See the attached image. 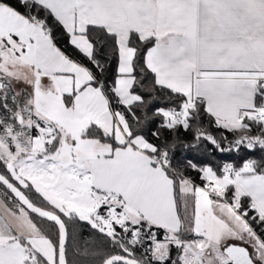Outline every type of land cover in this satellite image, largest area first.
<instances>
[{"label": "snow or ice", "instance_id": "snow-or-ice-1", "mask_svg": "<svg viewBox=\"0 0 264 264\" xmlns=\"http://www.w3.org/2000/svg\"><path fill=\"white\" fill-rule=\"evenodd\" d=\"M16 3L0 264H264V0Z\"/></svg>", "mask_w": 264, "mask_h": 264}, {"label": "trees", "instance_id": "trees-1", "mask_svg": "<svg viewBox=\"0 0 264 264\" xmlns=\"http://www.w3.org/2000/svg\"><path fill=\"white\" fill-rule=\"evenodd\" d=\"M10 2L13 4L14 7L19 8V10L21 12L24 11V9L22 7H20L18 3H16V0H10ZM56 35L59 37L60 33L57 32ZM58 43H59V46H61L67 52H69L70 54L72 53V49L70 47H68L64 43V39L63 38H60L58 40ZM114 68H115V62H113L112 70H114ZM154 127H155V122H153L150 125V128H154ZM180 135H181L182 138H187L188 140L191 139L190 134L181 133ZM247 155H254L256 157H259L260 155H262V153H260L258 151L257 152H252V153H244V152H241V153H218V152H214L213 155L209 156L205 152H203L202 150L201 151H193V150H185V149H182V148L178 149L177 152H176L177 160L181 164H183L186 159H194L196 162H201V161H223V160L231 159V160L239 163L240 162V158L242 156H247ZM186 174L192 176L193 178L197 177V174L195 172L191 171V170H189ZM197 183H199L198 179H197ZM83 234H84L85 237H87V236H89L91 234L90 230L87 228V226H85L83 228Z\"/></svg>", "mask_w": 264, "mask_h": 264}]
</instances>
